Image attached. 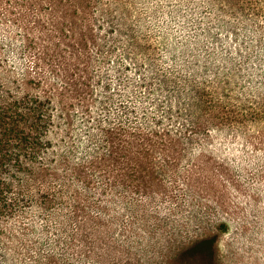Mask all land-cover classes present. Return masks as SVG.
<instances>
[{
    "label": "rangeland",
    "instance_id": "obj_1",
    "mask_svg": "<svg viewBox=\"0 0 264 264\" xmlns=\"http://www.w3.org/2000/svg\"><path fill=\"white\" fill-rule=\"evenodd\" d=\"M66 79L83 94L108 83L157 136L117 139L109 176L73 181L55 165L75 152L49 106V170L13 179L8 195L27 199L0 216V264H177L205 233L220 264H264V0H0V92L49 94ZM90 119L74 116L83 145L98 142ZM74 195L87 205L71 209Z\"/></svg>",
    "mask_w": 264,
    "mask_h": 264
},
{
    "label": "trees",
    "instance_id": "obj_2",
    "mask_svg": "<svg viewBox=\"0 0 264 264\" xmlns=\"http://www.w3.org/2000/svg\"><path fill=\"white\" fill-rule=\"evenodd\" d=\"M140 38L133 37V44L141 46ZM147 46L149 43L146 42ZM137 63L143 62L142 49H138L133 45H127L123 50ZM103 52L100 48L96 53L100 55ZM111 70L115 71L113 62L107 61ZM188 75V73L186 74ZM40 82L39 86L45 83ZM54 83L50 82V85ZM150 86H154L152 82ZM87 90H90V83H84ZM185 85V84H184ZM201 84H196L194 89L196 94L201 95L206 91L204 87H197ZM0 84V88H1ZM23 95L15 96L13 92H0V216L5 211L14 210L19 204L26 202V194L10 197L8 193H15L18 187L13 179H17V175L23 181L20 175L37 178L39 176H47L49 166L43 165L45 150L48 149L46 141V128L53 122V114L49 112V106L57 105L59 109L58 118L65 123V136L69 138L70 147L75 154L64 155V157L55 160V165L60 168L62 176L73 181H83L91 175L92 172L98 171L103 177L110 174L109 161L117 152V139L121 137L133 135H152L157 136V133L151 130H146L143 124L130 122L131 115L136 116V110L133 107L128 109V104H131V98L115 97L109 90L107 83L106 91L94 94L80 93L74 91V85L70 80H64L54 87V91L48 93L33 94L29 91L26 82L20 83ZM4 88V87H3ZM44 89V88H42ZM20 93V91H18ZM103 93V94H102ZM102 94V95H101ZM199 103L195 99L189 101V104ZM115 104L113 108H110ZM77 108V109H75ZM84 111V114L90 120L95 121L97 127L95 135L98 136V142L86 143L81 142V136L75 131L74 116L78 109ZM170 109V107H169ZM94 116V118H93ZM139 116V115H138ZM140 118V116H139ZM129 119V120H128ZM129 121V122H128ZM195 129H186L185 132L196 131L201 123H195ZM149 127V126H148ZM151 128V127H150ZM89 132V131H88ZM87 132V133H88ZM166 136L169 133L165 132ZM182 131L176 133V137H182ZM91 135H88L87 140H91ZM73 139V141H71ZM122 139V138H121ZM72 142V143H71ZM125 148V147H124ZM153 151V149H152ZM152 151H148L152 155ZM141 172L144 175L154 179L155 170L151 167H142ZM53 176H58L55 170ZM20 191L22 193L21 187ZM56 195H49L45 202H61ZM75 202L66 203L71 206V209H82L86 203H81L77 200L78 196L74 195ZM32 201V197L30 198ZM23 201V202H22ZM82 204V206H80ZM177 264H220L218 261V244L217 235L205 233L202 236L191 240L188 244L183 245L177 252Z\"/></svg>",
    "mask_w": 264,
    "mask_h": 264
}]
</instances>
